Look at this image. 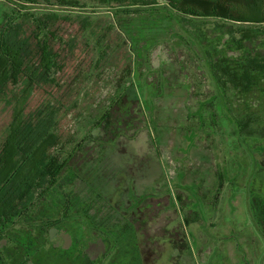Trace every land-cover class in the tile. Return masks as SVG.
I'll return each mask as SVG.
<instances>
[{"label": "rangeland", "instance_id": "rangeland-1", "mask_svg": "<svg viewBox=\"0 0 264 264\" xmlns=\"http://www.w3.org/2000/svg\"><path fill=\"white\" fill-rule=\"evenodd\" d=\"M78 1L82 7L26 8L63 14L57 24L63 40L56 49L64 62L59 85L37 88L30 108L49 97L63 104L65 145L83 146L70 163L77 172L73 189L85 195L94 188L106 209L114 208L116 216L129 210V219L139 220L150 240L143 239L145 264H264V141L240 138L225 110L217 115L219 124L210 123L211 109L202 110L206 124L200 123L197 86L189 80L202 71L176 35L183 31L163 10L127 14L101 0ZM20 10L15 0H0V21L4 12ZM133 61L138 70L126 97L134 96L133 86L153 96L155 122L137 116L136 107L130 111L122 98L111 114L130 111L133 124L113 133L95 121ZM74 76L79 86L69 87ZM161 77L164 90L157 83ZM203 81L208 92L210 80ZM9 115L0 103V142ZM91 159L99 165L87 166ZM106 243L91 235L84 251L99 258ZM70 246L64 229L23 220L0 240V264H80L76 252L67 254Z\"/></svg>", "mask_w": 264, "mask_h": 264}, {"label": "trees", "instance_id": "trees-1", "mask_svg": "<svg viewBox=\"0 0 264 264\" xmlns=\"http://www.w3.org/2000/svg\"><path fill=\"white\" fill-rule=\"evenodd\" d=\"M15 1L24 10L14 15L4 12L0 21V103L10 111L0 142V240L16 222L29 220L36 227L48 224L67 231L71 238L67 254L76 252L80 264H144L142 246L148 235L138 225L139 220L129 219V210L122 209L123 215L116 216L112 208L106 209L102 195L94 188L85 195L73 189L77 172L70 163L83 146L77 144L69 150L65 145L60 129L63 104L49 97L30 108L37 88L59 85L57 75L64 69V62L56 49L63 40L57 24L63 14L26 8L36 4L83 5L78 0ZM101 1L127 14L147 7L163 10L162 15L173 19L183 31L176 35L189 47L202 71L199 78L189 80L197 86L200 123L206 124L202 110L211 109L210 123H218L217 115L225 110L240 138L264 141V0ZM134 63L127 66V76L124 73L117 82L95 121L113 133L132 126L130 111L134 107L137 116L155 122L153 96L145 97L142 88L136 90L133 86L134 96L126 97L138 70ZM205 77L211 83L208 94L203 88ZM77 82L78 78L72 77L69 87H78L74 85ZM165 82L163 77L157 80L163 90ZM202 95L207 98L200 100ZM122 98L130 104L129 114L127 110L126 114L112 115L111 109ZM92 160L86 165H99ZM161 209L165 216L170 211ZM91 235L108 239L109 246L106 243V251L99 258L93 259L84 251ZM146 240L150 241L149 237Z\"/></svg>", "mask_w": 264, "mask_h": 264}, {"label": "crops", "instance_id": "crops-1", "mask_svg": "<svg viewBox=\"0 0 264 264\" xmlns=\"http://www.w3.org/2000/svg\"><path fill=\"white\" fill-rule=\"evenodd\" d=\"M159 239V243L160 242H162V239L161 238H158ZM155 242H158V240H156ZM170 242V241H169ZM171 243V242H170ZM146 262V261H145ZM145 262H144V264H145ZM239 261H237V264H243L242 262L241 263H238ZM222 263V262H221ZM173 264H180L179 262H173ZM182 264H189V262H183ZM222 264H224V263H222ZM244 264H253L252 262L251 263H249V262H246L245 261V263Z\"/></svg>", "mask_w": 264, "mask_h": 264}]
</instances>
